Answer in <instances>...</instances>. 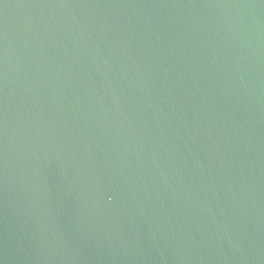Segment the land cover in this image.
Instances as JSON below:
<instances>
[{
	"label": "water",
	"instance_id": "1",
	"mask_svg": "<svg viewBox=\"0 0 264 264\" xmlns=\"http://www.w3.org/2000/svg\"><path fill=\"white\" fill-rule=\"evenodd\" d=\"M0 264H264V0H0Z\"/></svg>",
	"mask_w": 264,
	"mask_h": 264
}]
</instances>
